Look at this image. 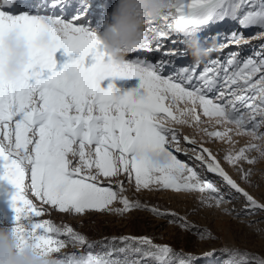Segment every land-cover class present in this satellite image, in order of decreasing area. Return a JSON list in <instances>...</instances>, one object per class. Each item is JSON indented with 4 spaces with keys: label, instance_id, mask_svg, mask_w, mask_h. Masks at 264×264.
<instances>
[{
    "label": "snow or ice",
    "instance_id": "1",
    "mask_svg": "<svg viewBox=\"0 0 264 264\" xmlns=\"http://www.w3.org/2000/svg\"><path fill=\"white\" fill-rule=\"evenodd\" d=\"M11 0H0V33L18 28L25 35L59 26L65 52L78 55L64 63L75 73L69 80L63 71L55 70L52 51L35 49L29 68L15 78L0 75V179L15 186L10 196L14 209V228L20 238H31L37 246L56 251L67 243L92 247L97 241L76 231L70 224H57L52 219H34L44 205L81 214L86 210H107L122 214L132 207L141 206L124 194L122 181H113V174L126 173L135 187L154 186L173 190H199L198 199L205 205H219L224 193L218 185L204 176L206 167L218 173L231 189L246 198V208L264 209L261 202L246 191L201 143L192 149V164L178 159L168 146H177V130L163 123V115L173 117L172 105L185 101L180 112L199 121L197 110L213 118L220 130L206 132L209 137L237 131L256 137L264 125V45L253 54L241 57L230 51L225 59L208 60L197 74L199 62L162 74L165 64L173 57L185 55L183 48L165 46L173 34L186 36L200 26L210 25L225 18L238 22L241 27L257 26L264 29V0H172L169 11L162 13L152 26L153 35L141 44L131 59L119 65L104 62V51L94 31L84 22L88 14L87 0L73 14L65 17L51 14L62 0H50L49 14L23 10L13 13L4 10ZM220 35V33H217ZM247 38L233 30L229 44L246 42ZM173 45L183 39H172ZM224 43L214 44L220 52ZM141 50H159L169 59L153 63ZM91 53L94 62L84 64ZM47 68L50 74L41 76ZM105 76L114 79L130 77L135 81L131 92L113 95L109 88H101ZM142 91H136V89ZM133 98H129V97ZM244 109V111H241ZM259 117V119H257ZM174 118V117H173ZM233 125L234 129H229ZM14 126V127H13ZM31 133V134H29ZM14 134V141L12 136ZM190 138L184 136L183 140ZM231 139V137H229ZM94 145V148L92 147ZM168 145V146H166ZM248 142L224 156L235 164L238 160H252L248 150L257 148ZM94 153V155H93ZM205 153L207 155H205ZM241 179L247 174L240 170ZM251 171V170H249ZM26 173L28 180H26ZM30 181V182H29ZM35 194L41 201L35 204L27 195ZM214 193V194H213ZM114 201L123 207H109ZM157 214H171L174 222L189 227V222L172 209L152 208ZM228 211V209H224ZM200 239H214L207 228L198 230ZM99 241L106 251L76 256L57 257L56 264H194L199 257L177 250L167 243H155L149 236L119 235ZM212 251H216L213 249ZM220 251L228 256L222 264H242L249 259L264 264V257L249 253L235 245L223 246ZM211 252L202 255H210Z\"/></svg>",
    "mask_w": 264,
    "mask_h": 264
},
{
    "label": "rangeland",
    "instance_id": "2",
    "mask_svg": "<svg viewBox=\"0 0 264 264\" xmlns=\"http://www.w3.org/2000/svg\"><path fill=\"white\" fill-rule=\"evenodd\" d=\"M80 0H71L70 7L63 10L65 3L61 6H56L52 9L51 14H62L67 17L73 14L80 6ZM63 2V1H62ZM88 14L84 19L89 30L94 31L96 34L102 31L104 21L110 19V13L116 0H87ZM252 2V0H250ZM258 3L259 0H256ZM15 3V7L13 6ZM25 3L24 7H18ZM50 0H27L26 2L18 1L5 6L4 10L12 11L14 14L23 11H38L42 14H49ZM98 5V6H96ZM105 6V7H104ZM61 8V9H60ZM67 9V10H66ZM71 9V10H70ZM59 10V12H58ZM144 28L143 25L139 26ZM249 35L248 37L256 38L251 41L249 45L229 44L228 35L233 31ZM220 33V35H217ZM202 42L209 45L216 43H224L227 47L216 52L214 49L210 54L203 58L197 65V74L202 70L204 64L212 59L219 58L225 59V56L230 51H238L240 56H247L253 54L255 51L260 50V46L264 45V29L257 26L249 27L246 30L239 28L237 21L225 18L216 23L200 26V30L196 32ZM180 37V38H179ZM172 39H183L178 34L173 35L170 39L165 41V46H180L185 51V55L181 57H173L171 64L164 65L162 74L167 75L170 71H177L180 67L190 65L193 60L187 53L184 44L178 43L173 45ZM98 47H101L99 45ZM145 54V58L156 63L161 59L163 54L159 50H153L148 53V50H141ZM78 55L76 52H65L63 47L57 48L53 52V59L55 60L54 68L59 70L63 64L71 58ZM134 53L124 56V60L131 59ZM163 59H169L163 56ZM94 62V57L91 53L86 54L84 57L85 66ZM50 74V70L44 68L41 70V76L46 77ZM101 88H109L113 95H119L124 92H131L135 87V81L130 77L123 79H114L110 76H105L99 81ZM136 91H142L137 88ZM130 99L133 97H129ZM185 107V101H177L172 105L173 117H168L167 114L163 115V123L169 125L177 130L178 141L177 146H168L169 150L182 159L185 163L192 164L195 157L192 155V149L198 147L201 143L216 156L217 162L225 169L237 182L255 198L264 202V179H260L259 172H254V169H259L264 172V163L252 164L250 160H238L232 164L224 159V156L229 152L238 150L241 146L248 143L250 137L245 134H240L237 131H229L227 135L219 137H209L206 132L198 131L207 128L208 131L220 130L224 131V125L216 124L213 118L207 117L199 109V121L192 120L189 115L179 111ZM244 111V109H241ZM259 119V117H257ZM14 127V126H13ZM229 129H234L233 125H228ZM259 131H264V125L261 126ZM31 134V133H29ZM188 136L190 139L184 141L183 137ZM231 137V139H229ZM2 138V136H0ZM14 141V134L12 136ZM94 148V145L92 146ZM252 150L247 151V155L251 158ZM94 155V153H93ZM205 155H207L205 153ZM199 164V161H195ZM241 169L247 174L246 179H241ZM251 170V171H249ZM204 176L218 185L220 190L224 193V200L219 205L216 204H203L198 197L202 195L199 190H173L156 188L154 186L135 187L134 176L131 181L127 179L126 173L121 172L118 175L113 174L111 179L113 181H122V186L125 189L124 194L129 200H137L141 206L132 207L124 211L122 214L110 212L107 210H86L84 213L76 214L69 213L67 210L56 209L52 205H44V210L40 213L39 217L34 219H52L55 223L70 224L76 231L85 234L89 239L97 241L92 247L88 245H78L75 243H67L54 254L57 257H63L67 254H75L80 256L87 251L100 252L106 251V248L99 243L107 237L119 235H133L149 236L155 243H167L177 250L183 252H190L199 258L194 261V264H222V261L227 258L228 254L220 251L225 246L235 245L242 250H247L249 253L264 257V209L256 208L249 209L245 205L246 198L242 193L230 186L222 180L218 173H212L206 167L204 168ZM26 180L28 174L26 173ZM30 182V181H29ZM15 191V186L9 183L6 179H0V226L13 225L16 223L14 220V209L11 207L10 196ZM214 194V193H213ZM29 199L35 204H40L34 193L27 191ZM109 207H123L118 201H114ZM159 208L161 211L164 209H172L179 213L189 222V227H181L180 224L174 222L171 214H157L153 212L152 208ZM228 209V211H224ZM207 228L215 236L214 239H200L197 235L198 230ZM215 249L216 251H212ZM211 252L210 255H202ZM242 264H256L255 260L249 259L242 262Z\"/></svg>",
    "mask_w": 264,
    "mask_h": 264
},
{
    "label": "clouds",
    "instance_id": "3",
    "mask_svg": "<svg viewBox=\"0 0 264 264\" xmlns=\"http://www.w3.org/2000/svg\"><path fill=\"white\" fill-rule=\"evenodd\" d=\"M172 0H116L110 13V19L104 21L102 31L96 34L105 55L104 62L119 65L124 56L135 53L148 37L153 35L152 26L159 22L162 13L169 11ZM143 25L144 28L139 26ZM62 33L42 28L25 35L18 28H8L0 33V75L15 78L30 66L35 49L52 51L62 47ZM183 44L193 62L207 57L214 45L202 42L196 32L183 37ZM70 60V59H69ZM63 69L65 76L71 80L75 73L70 67ZM258 145L251 152L252 164L264 163V131L249 141ZM259 172L264 179V172ZM55 251L37 246L31 238L21 239L13 225L0 226V264H56Z\"/></svg>",
    "mask_w": 264,
    "mask_h": 264
},
{
    "label": "bare ground",
    "instance_id": "4",
    "mask_svg": "<svg viewBox=\"0 0 264 264\" xmlns=\"http://www.w3.org/2000/svg\"><path fill=\"white\" fill-rule=\"evenodd\" d=\"M14 2H18V1H24V0H13ZM63 2L62 3H65V5L62 7L63 8V10H64V8H66V7H70L71 6V4H70V1L71 0H62ZM94 1H96V0H94ZM88 3H91V2H87V5H88ZM24 3L22 4V5H20V6H18V7H24ZM79 5H80V1H79ZM13 6L15 7V3H13ZM96 6H98V5H96ZM105 7V6H104ZM58 7H56V9H57ZM61 9V8H60ZM67 10V9H66ZM71 10V9H70ZM58 12H59V10H58ZM249 27H254V26H249ZM249 27H241L240 25H239V28H242L243 30H246L247 28H249ZM200 30V27L199 28H197V30L195 31V32H198ZM173 35H175V34H173ZM244 35V37H246L247 38V40H246V42H243V45H249V44H251L252 42L251 41H253V40H255L256 38H251V37H248L249 35H247V34H243ZM175 47H181V45L180 46H175ZM259 50V49H258Z\"/></svg>",
    "mask_w": 264,
    "mask_h": 264
}]
</instances>
